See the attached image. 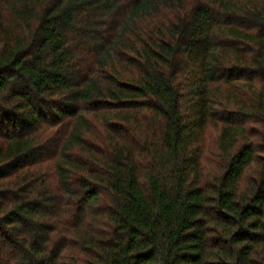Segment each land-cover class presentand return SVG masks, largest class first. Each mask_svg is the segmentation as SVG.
<instances>
[{
  "label": "trees",
  "instance_id": "obj_1",
  "mask_svg": "<svg viewBox=\"0 0 264 264\" xmlns=\"http://www.w3.org/2000/svg\"><path fill=\"white\" fill-rule=\"evenodd\" d=\"M0 264H264V0H0Z\"/></svg>",
  "mask_w": 264,
  "mask_h": 264
},
{
  "label": "rangeland",
  "instance_id": "obj_2",
  "mask_svg": "<svg viewBox=\"0 0 264 264\" xmlns=\"http://www.w3.org/2000/svg\"><path fill=\"white\" fill-rule=\"evenodd\" d=\"M208 137L210 138V141H212L213 140V138L215 137V134H214V132H209L208 133Z\"/></svg>",
  "mask_w": 264,
  "mask_h": 264
}]
</instances>
